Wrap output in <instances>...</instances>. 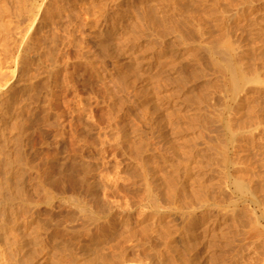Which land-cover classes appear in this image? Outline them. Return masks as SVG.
Here are the masks:
<instances>
[{
  "label": "rangeland",
  "instance_id": "obj_1",
  "mask_svg": "<svg viewBox=\"0 0 264 264\" xmlns=\"http://www.w3.org/2000/svg\"><path fill=\"white\" fill-rule=\"evenodd\" d=\"M151 1L168 26L150 22ZM172 1L0 3L1 92L19 78L24 31L33 45L21 82L34 75V91L18 94L29 104L6 117L4 137L24 199L48 224L34 263L53 259L58 228L72 251L57 264L86 253L104 264H264V0ZM217 45L243 76L236 96L208 65L222 64Z\"/></svg>",
  "mask_w": 264,
  "mask_h": 264
},
{
  "label": "bare ground",
  "instance_id": "obj_2",
  "mask_svg": "<svg viewBox=\"0 0 264 264\" xmlns=\"http://www.w3.org/2000/svg\"><path fill=\"white\" fill-rule=\"evenodd\" d=\"M2 1L3 0H0V3H2ZM5 1H7V0H5ZM13 1V0H12ZM22 1V0H21ZM16 2V1H15ZM19 2H20V0H19ZM24 2L27 4H29L30 5V7H31V4H32V2H33V0H24ZM36 2V1H35ZM153 1H151V3H147V4H149V6H148V14H150V16H151V19H150V22L151 21H153L154 23H158L159 25L161 24V25H163L164 24V21L167 23L168 21H167V19H162L163 17H161L160 19H157L155 16H158V15H154V13H153V6L156 4H153L152 3ZM7 3V2H6ZM6 3H4V4H6ZM167 3V2H166ZM172 4H173V6H175V7H180V5H182L183 4V0H173L172 2H171ZM188 4H186L187 5V8H188V6H189V2H187ZM196 3V2H195ZM17 4V3H16ZM23 4V3H22ZM28 4H27V6H28ZM197 4H198V2H197ZM14 5H15V3H14ZM24 5V4H23ZM13 6V5H12ZM26 6V7H27ZM191 6H192V4H191ZM194 6V5H193ZM21 7V6H20ZM167 7V6H166ZM190 7V6H189ZM199 7H201V6H199ZM4 8V7H3ZM33 7H31V11L33 10L34 11V9L35 8H33ZM186 8V7H185ZM191 8V7H190ZM0 9H1V7H0ZM6 9V8H5ZM147 9V8H146ZM206 9V8H205ZM7 10V9H6ZM30 10L28 11L27 10V12L26 13H28V14H31L32 12H30ZM182 10H183V8H182ZM186 10V9H185ZM210 10V9H209ZM11 11V10H10ZM19 11V10H18ZM175 11V10H174ZM211 11V10H210ZM4 12H7V11H4ZM14 12V10L13 11H11L10 13H13ZM20 12V11H19ZM15 13V12H14ZM6 14V13H5ZM147 14V13H146ZM215 14V13H214ZM214 14H213V16H214ZM32 15H34V14H32ZM15 16V15H14ZM30 16V15H29ZM180 16V15H179ZM8 17V16H7ZM19 17V16H18ZM26 17V16H25ZM31 17V16H30ZM29 17V18H30ZM34 16H32V18H33ZM144 17V16H143ZM160 17V16H159ZM164 17H166V16H164ZM10 18V17H9ZM28 18V17H27ZM32 18H31V21H32ZM146 18V17H145ZM168 18V17H167ZM175 18V17H174ZM43 19V18H42ZM162 19V20H161ZM147 20V19H146ZM26 21V20H25ZM35 21V20H34ZM34 21H32L33 23H34ZM185 21H186V18H185ZM30 22V21H29ZM31 22V24H33ZM44 21H40L39 22V24H38V22H37V24L38 25H42V23H43ZM170 22V21H169ZM169 22L167 23V26H168V24H169ZM172 22V21H171ZM183 21H180V24L182 23ZM24 23V22H23ZM27 23H28V19H27ZM152 23V22H151ZM172 23H174V24H176V25H178V21L176 20V23L175 22H172ZM187 23V22H186ZM30 24V23H29ZM44 24V23H43ZM171 25V24H170ZM188 25V24H187ZM26 26H29V25H26ZM180 26H182V24L180 25ZM185 26V25H184ZM29 27H31V26H29ZM29 27H28V30H29ZM42 27V26H41ZM174 27V26H173ZM27 28V27H26ZM37 29V28H36ZM23 30H25L24 28H23ZM42 30V29H41ZM173 30H175V28L173 29ZM173 30L171 29V28H169L168 29V31L169 32H173ZM177 30V29H176ZM175 30V31H176ZM186 31H188V30H186ZM25 33H24V36H22L23 37V39L21 40V43H20V46L22 45V44H25L26 45V47H25V50H24V52H25V54L24 55H22V56H18V58H17V62H19V65H20V68H19V78H17V83L16 84H14V86H11V87H6V84H4L5 86H3L4 87V92H1L0 91V264H33L34 262V258L38 255V254H36L37 252H36V250L39 248V249H42V248H40V247H42L41 245H42V243H44L43 242V240H41L40 239V232H45V228L47 229V227H48V224H44V223H46L45 221L46 220H43V222L41 221V222H39L40 221V219H37V217H36V214H35V212L34 211H36V210H34V209H32L33 207L31 206V202L29 203V202H26L27 200L26 199H24L25 197V195L23 196V191H21V188H22V184L21 183H19V181H20V170H17L16 171V169H14L15 168V166H13L14 164H13V162L11 161V159L10 158H13V155H11V157H9V154H8V152H7V146H8V144H7V146H6V143L7 142H5V137H4V130H5V128H9V126H8V123L7 122H5L7 119H6V117H8L9 119H13V118H17L18 116H20V115H18V116H12V115H17V113L19 112L20 114H21V112L20 111H23V109L22 110H19L20 108H18V104H20V103H24V104H26L27 103V101H25V102H21V100L19 99H16V98H18L17 96H18V94H19V96H21L20 94H24L26 97L27 96H29L33 91H34V80L32 81V78H34V75H31L30 76V78H29V83L30 84H28L27 82L26 83H23V82H21V79H22V77L23 76H26V75H28L26 72L24 73V57L26 56V53L28 52V50H31L32 49V47H33V45H31V43H30V41L29 42H26V39H27V31H24ZM39 32H40V30H39ZM165 32V31H164ZM177 32V31H176ZM35 33H36V31H35ZM37 33H38V30H37ZM181 33V32H180ZM179 33V34H180ZM162 34V33H161ZM149 35V34H148ZM185 35V34H184ZM184 35L182 34L181 36H183L184 37ZM186 36V35H185ZM147 37V36H146ZM182 37V38H183ZM159 39H161V38H159ZM180 40L181 39H179V42H180ZM4 41V39H0V70L2 69H4V65H5V62H4V60H3V54L1 53V51H3V53H4V44L2 43ZM178 41V40H177ZM29 43V44H28ZM218 46V45H217ZM214 48V47H213ZM209 51H211V50H209ZM223 50H220V48H219V46L217 47V48H215L213 51H211V53L213 54V55H219V56H221L222 57V61H221V63L222 64H215V62L213 61V60H211L210 58H209V64L208 65H211L212 67H211V69H213V66H215V67H217L218 68V71L220 72V73H224V74H227L228 75V85H229V88H230V90L229 91H231V93L230 94H233V95H235V94H237L238 92H237V87H238V79L239 78H241V77H239L238 75H237V73L235 72V70L231 67V64L229 63V62H231V61H229L228 60V57L225 55V52L223 53L222 52ZM211 53L209 54V55H211ZM229 54V53H228ZM212 55V56H213ZM208 56V55H207ZM211 56V57H212ZM210 57V56H209ZM214 57V56H213ZM215 60V59H214ZM220 60V59H219ZM216 68V69H217ZM202 69V68H201ZM207 69H209V68H207ZM237 69V68H236ZM200 69H198V73L200 74L201 73V71L203 70H200ZM218 71H216V72H218ZM29 73V72H28ZM202 73H203V71H202ZM201 73V74H202ZM206 73V72H205ZM21 74L23 75L22 77H21ZM194 75H196L197 74V72L195 73H193ZM238 74H242L241 72L240 73H238ZM193 75V76H194ZM243 75V74H242ZM241 75V76H242ZM222 77V76H221ZM220 77V78H221ZM27 78V77H26ZM186 78V77H185ZM184 78V80L186 81L187 79H185ZM182 79H183V77H182ZM196 80L198 79V78H195ZM194 79V80H195ZM243 79V76H242V78H241V80ZM194 80H193V82H194ZM199 80H200V78H199ZM198 80V82H200ZM168 81V80H167ZM174 81V80H173ZM21 82V83H20ZM175 82V81H174ZM177 82V81H176ZM196 82V81H195ZM240 82V81H239ZM33 83V84H32ZM177 83H179V82H177ZM207 84V83H206ZM206 84H203V86L204 85H206ZM9 86V85H8ZM202 86V85H201ZM179 88V87H178ZM182 88V87H181ZM237 92V93H236ZM23 94H22V96H23ZM5 95V96H4ZM7 95V96H6ZM33 95V94H32ZM21 96V97H22ZM236 96V95H235ZM20 97V98H21ZM25 97V98H26ZM195 97V96H194ZM196 98H198V97H196ZM237 98V97H236ZM240 98V97H239ZM238 98V99H239ZM263 98V97H262ZM24 99V98H23ZM22 99V100H23ZM194 99V98H193ZM18 100V101H17ZM234 100V99H233ZM243 100V99H242ZM20 101V102H19ZM206 101V100H205ZM261 102V101H260ZM257 103V102H256ZM28 104H29V102H28ZM28 104H26V105H28ZM241 104V103H240ZM23 105V104H22ZM246 106V105H245ZM239 107V106H238ZM247 107V106H246ZM253 108V107H252ZM212 109V108H211ZM251 110V109H250ZM258 110V109H257ZM264 110V109H263ZM211 112V111H210ZM255 112V111H254ZM258 112V111H257ZM18 113V114H19ZM209 113V112H208ZM249 113V112H248ZM253 113V112H252ZM203 114V113H202ZM250 114V113H249ZM255 113H253V115H254ZM258 114H261L260 112L258 113ZM195 115V114H194ZM264 115V114H263ZM175 115H173V117H174ZM178 116V115H177ZM247 116V115H246ZM21 117V116H20ZM181 118H183L182 116H180ZM195 117V116H194ZM213 117V116H212ZM249 117H250V115H249ZM216 118V117H215ZM246 118V117H245ZM255 118V117H254ZM18 119H19V117H18ZM171 119V118H170ZM189 120V119H188ZM212 120V119H211ZM9 121V120H8ZM20 121V120H19ZM185 121V120H184ZM193 121V120H192ZM208 121V120H207ZM217 121V120H216ZM258 122V121H257ZM260 122V121H259ZM262 122V121H261ZM177 123V122H176ZM188 123V122H187ZM192 123V122H191ZM194 123V122H193ZM211 123V122H210ZM7 124V125H6ZM260 124V123H259ZM11 125H12V127L13 128H17L18 127V122L17 121H14L13 123L11 122ZM11 125H10V129L12 128L11 127ZM203 125V124H202ZM206 125V124H205ZM209 125V124H208ZM21 126V125H20ZM187 126V125H186ZM22 127V126H21ZM19 128V127H18ZM262 128V127H261ZM177 129H175L174 131H176ZM204 130V129H203ZM263 130V129H262ZM6 132H7V130H5ZM16 131V130H15ZM179 131H181L180 130V128H179ZM178 131V132H179ZM184 131V130H183ZM217 132H218V130H217ZM13 133V132H12ZM181 133V132H180ZM186 133V132H185ZM187 133H188V131H187ZM201 133V132H200ZM8 134H9V132H8ZM11 134V133H10ZM183 134V133H182ZM202 134V133H201ZM14 135H15V133H14ZM262 135V134H261ZM185 136V135H184ZM212 136V135H211ZM20 137V136H19ZM206 137V136H205ZM212 137H214V136H212ZM12 138H13V136H12ZM17 138V137H16ZM182 138V137H181ZM190 138V137H189ZM7 139H9V138H7ZM11 139V138H10ZM20 138H18V140H19ZM195 139V138H194ZM203 139V138H202ZM209 139V138H208ZM221 139V138H220ZM12 140V139H11ZM18 140L16 139V140H14V142L15 143H13L12 142V144H11V146H10V148H12V146L14 145V148H12V149H16V148H18V144H21V143H18ZM191 140H192V138H191ZM200 140V139H199ZM205 140V139H204ZM8 141V140H7ZM10 141V140H9ZM202 141V140H201ZM262 141V140H261ZM189 142H191V141H189ZM208 142V141H207ZM251 142V141H250ZM254 142V141H253ZM9 143V142H8ZM186 143V142H185ZM184 143V144H185ZM192 143H193V141H192ZM206 143V142H205ZM209 143V142H208ZM194 144H197V143H194ZM203 144V143H202ZM214 144V143H213ZM264 144V143H263ZM22 145V144H21ZM251 145V144H250ZM190 146V145H189ZM193 146V145H192ZM257 147V146H256ZM10 148H8V149H10ZM197 148V147H196ZM223 148V147H222ZM12 149H10V150H12ZM182 149V148H181ZM191 150V149H190ZM190 150H187V152H189ZM193 150V149H192ZM202 150L204 151V149L202 148ZM206 150H207V148H206ZM195 151V150H194ZM263 151V150H262ZM179 152V151H178ZM193 152V151H192ZM213 152H215V150L213 151ZM217 152V151H216ZM175 153V152H174ZM180 153V152H179ZM209 153V152H208ZM17 156L19 155V153H18V150L16 151V153H15ZM206 154V153H205ZM188 155V154H187ZM190 155V154H189ZM179 157V156H178ZM209 157V156H208ZM213 157V156H212ZM214 157H216V156H214ZM185 158V157H184ZM203 158H204V156H203ZM220 160V159H219ZM210 161V160H209ZM206 162V161H205ZM16 163L18 164V160L16 161ZM187 163V162H186ZM185 163V164H186ZM202 163V162H201ZM207 163V162H206ZM189 164V163H188ZM211 164V163H210ZM218 164V163H217ZM217 164H215V166L217 165ZM28 165V164H27ZM198 165V164H197ZM213 165V164H212ZM219 165V164H218ZM177 166V165H176ZM194 166V165H193ZM184 167V166H183ZM17 169H18V167H17ZM178 169V168H177ZM185 169V168H184ZM195 169V168H194ZM21 170H22V167H21ZM221 170V169H220ZM20 171V172H19ZM188 171V170H187ZM208 171V170H207ZM75 172V171H74ZM218 172H219V170H218ZM64 173V172H63ZM65 174V173H64ZM68 174V173H67ZM71 174V173H70ZM73 174V173H72ZM76 174V173H75ZM82 174V173H81ZM187 174V173H186ZM221 175V174H220ZM13 177H15V182H12V180H13ZM53 177V176H52ZM59 177H60V175H59ZM50 178V177H49ZM58 178V177H57ZM69 178V177H68ZM70 178H73V175H72V177H70ZM48 180H50V179H48ZM65 180V179H64ZM192 180V179H191ZM76 181H77V179H76ZM195 181V180H194ZM193 181V182H194ZM233 182V181H232ZM236 182V181H235ZM235 182H234V185H236L235 184ZM63 183H65L64 181H63ZM62 183V184H63ZM71 183V182H70ZM78 183V182H77ZM21 184V185H20ZM58 184V183H57ZM73 184H75V186H77L76 185V183H73ZM59 185V184H58ZM80 185V184H79ZM66 186V185H65ZM71 186V185H70ZM198 186V185H197ZM56 187H57V185H56ZM60 187V186H59ZM72 187H74V186H72ZM191 187V186H190ZM190 187H189V189H190ZM236 187H238V188H235L237 191L240 189V183H238L237 184V186ZM63 188V187H62ZM198 188V187H197ZM202 188V187H201ZM13 189H15V191L18 193V197L17 196H14L13 194H12V190ZM58 189V188H57ZM173 189V188H172ZM194 189V188H193ZM199 189V188H198ZM205 189V188H204ZM23 190V189H22ZM170 190H171V188H170ZM192 190V189H191ZM197 191V190H196ZM199 191V190H198ZM204 191V190H203ZM206 191V190H205ZM241 191V190H240ZM15 192V193H16ZM23 192V193H22ZM191 192V191H190ZM193 192V191H192ZM191 192V193H192ZM200 192V191H199ZM201 192H202V190H201ZM190 193V194H191ZM240 193V192H239ZM47 194V193H46ZM169 194V193H168ZM193 194H194V192H193ZM199 194V193H198ZM241 194V193H240ZM172 196V195H171ZM199 196H201V195H199ZM28 197V196H27ZM47 197H49V196H47ZM203 197V196H202ZM207 197V196H206ZM198 198V197H197ZM204 198V197H203ZM210 198V197H209ZM47 199V198H46ZM194 200H195V195H194ZM197 201V200H196ZM199 201H201V199L199 200ZM48 202V201H47ZM204 203V202H203ZM201 204V203H200ZM34 206V205H33ZM35 207V206H34ZM18 211L20 212V214H18ZM36 213H37V211H36ZM19 216H18V215ZM21 216V217H20ZM240 220V219H239ZM49 223H51V222H49ZM237 223V222H236ZM223 225V224H222ZM54 226H57V225H54ZM220 228V227H219ZM49 229V228H48ZM58 228H54V230L52 231V232H50V230H49V232H50V234H48V239H49V243L51 244L52 243V245H53V248H52V251L51 252H53L54 253V255H52V260L50 259L48 262V264H57V261H56V259H55V261H53L54 260V257L55 256H57V254H59V253H66L67 251H70V249H72L71 247L69 248V245H66V243H67V241L65 240V238H64V240H65V242L63 241V242H59L58 240L60 239V237H61V231L59 232L58 230H57ZM61 230V229H60ZM63 230H67V229H63ZM69 231V230H68ZM73 231L75 232L76 231V228H75V230L72 228V232H70V233H73ZM62 232H67V231H62ZM228 232V231H227ZM76 233V232H75ZM43 234H45V233H43ZM42 234V235H43ZM69 234V233H68ZM67 234V235H68ZM223 234V233H222ZM45 235H47V234H45ZM45 235H43V237L45 236ZM59 235H60V237H59ZM70 235V234H69ZM12 237V238H11ZM42 237V238H43ZM225 237V236H224ZM69 238V237H68ZM71 238V237H70ZM69 238V239H70ZM61 239H63V237L61 238ZM71 239H75V237L74 238H71ZM70 239V240H71ZM44 240H46L45 238H44ZM69 240V242L71 243V241ZM74 241V240H73ZM48 243V242H47ZM47 243H44V244H47ZM92 243H94V242H92ZM92 245V244H91ZM94 245V244H93ZM184 245V244H183ZM186 245V244H185ZM38 247L37 249L35 248V247ZM187 246V245H186ZM34 248L33 250L31 249V248ZM93 248V247H92ZM95 248V247H94ZM94 248L93 249H91L92 251L94 250ZM97 248V247H96ZM95 248V249H96ZM36 249V250H35ZM43 249H44V247H43ZM43 249H42V251H43ZM86 249V248H85ZM45 250V249H44ZM96 250H98V249H96ZM95 250V251H96ZM41 251V250H40ZM50 251V250H49ZM48 251V252H49ZM72 251V250H71ZM70 251V252H71ZM75 251V250H74ZM86 251H88V250H86ZM175 251H177V249L175 250ZM88 252H90V251H88ZM174 252V251H173ZM38 253H40V252H38ZM52 253V254H53ZM64 253V254H65ZM68 253V252H67ZM73 254V253H72ZM87 254V259H86V261L84 262V264H104V261L103 260H105V258H107V257H105L104 259H103V257L102 258H100L101 257V255H99L98 253V255L100 256V257H93V258H90L89 256H88V253H86ZM182 255H184V254H182ZM103 256V255H102ZM179 256V255H178ZM78 258V257H77ZM76 257H74L73 258V260L69 263V264H76L77 263V261H78V259H77ZM82 258V257H81ZM81 258H79V259H81ZM84 258V257H83ZM180 258V257H179ZM36 259V258H35ZM37 259H39V258H37ZM59 259V258H58ZM173 260V259H172ZM182 260V259H181ZM83 261V260H82ZM105 261H107V259L105 260ZM183 261V260H182ZM39 262V261H38ZM44 262V261H43ZM43 262H42V264H43ZM59 262V261H58ZM61 262V261H60ZM59 262V263H60ZM81 262V261H80ZM108 262V261H107ZM41 263V262H40ZM45 263V262H44ZM58 263V264H59ZM195 263V262H194ZM34 264H36V263H34ZM64 264V263H63ZM109 264V263H108Z\"/></svg>",
  "mask_w": 264,
  "mask_h": 264
}]
</instances>
